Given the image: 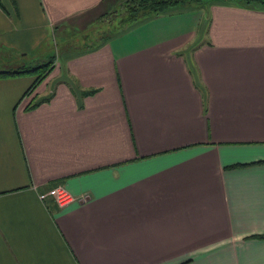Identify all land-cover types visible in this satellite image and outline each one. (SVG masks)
Returning a JSON list of instances; mask_svg holds the SVG:
<instances>
[{
    "label": "crops",
    "instance_id": "obj_1",
    "mask_svg": "<svg viewBox=\"0 0 264 264\" xmlns=\"http://www.w3.org/2000/svg\"><path fill=\"white\" fill-rule=\"evenodd\" d=\"M120 1L0 0V50ZM164 16L64 52L21 100L35 77L0 78V264H264V11ZM58 185L70 204L40 200Z\"/></svg>",
    "mask_w": 264,
    "mask_h": 264
},
{
    "label": "trees",
    "instance_id": "obj_2",
    "mask_svg": "<svg viewBox=\"0 0 264 264\" xmlns=\"http://www.w3.org/2000/svg\"><path fill=\"white\" fill-rule=\"evenodd\" d=\"M204 0H121L118 6L114 10L102 15L99 18L100 27L109 26L104 31L96 32L95 34L96 45H86L83 50L77 52V54H87L96 51L110 38L127 32L133 26L137 24L156 19L164 15H172L174 13H181L188 8H193L192 5L202 3ZM222 2L236 3L237 5L249 6L256 10L264 11V0H219ZM49 62L36 66V67H21L16 70H10L6 72H0V78L2 77H15L22 75L37 74L33 79L31 85L24 93L21 99L29 95L39 83L45 79L46 75L50 73L51 66L55 62V58L52 57ZM72 88V87H71ZM75 93V90L73 91ZM95 90L80 93V99L89 94H94ZM49 98L41 99L28 107V110L35 108L39 103L47 102ZM264 163V161L256 162ZM255 164V163H253ZM247 166L246 165H242ZM253 238L264 240V235L253 236Z\"/></svg>",
    "mask_w": 264,
    "mask_h": 264
},
{
    "label": "rangeland",
    "instance_id": "obj_3",
    "mask_svg": "<svg viewBox=\"0 0 264 264\" xmlns=\"http://www.w3.org/2000/svg\"><path fill=\"white\" fill-rule=\"evenodd\" d=\"M209 4L210 0H204L202 3L192 6L193 8H201L206 10ZM195 11L196 10H192L191 12ZM100 17L96 18L91 24H89L88 27L85 26L84 28H55L53 33L49 32L48 35H44L42 37V39L34 46L26 58L20 57V55L17 56L18 59H16L15 55L10 54L4 49H1L0 70H11L13 67H15L14 65L17 62H21V65L23 64L26 67L40 66L52 60V57L55 59H60L64 52H70L71 54L77 53L80 50H83L86 45H96L98 43L95 37V34H97L96 32H99L100 30L104 31L109 28V26H104L100 27L99 29L100 22L98 20ZM162 18H166V16L158 17L156 19L159 20V22H164ZM190 18L191 20L186 22L185 25L189 26V24L195 23V16L190 15ZM54 66V64L51 66V71ZM30 76L35 77L37 74H30Z\"/></svg>",
    "mask_w": 264,
    "mask_h": 264
},
{
    "label": "built area",
    "instance_id": "obj_4",
    "mask_svg": "<svg viewBox=\"0 0 264 264\" xmlns=\"http://www.w3.org/2000/svg\"><path fill=\"white\" fill-rule=\"evenodd\" d=\"M48 197L52 198L60 208L70 204L73 201L72 196L70 193H68L63 185H58L49 190L47 193L41 194L39 196L40 200L42 201Z\"/></svg>",
    "mask_w": 264,
    "mask_h": 264
}]
</instances>
